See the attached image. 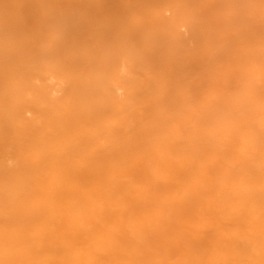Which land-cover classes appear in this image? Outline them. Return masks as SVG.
<instances>
[{"label":"bare ground","instance_id":"1","mask_svg":"<svg viewBox=\"0 0 264 264\" xmlns=\"http://www.w3.org/2000/svg\"><path fill=\"white\" fill-rule=\"evenodd\" d=\"M0 264H264V0H0Z\"/></svg>","mask_w":264,"mask_h":264}]
</instances>
